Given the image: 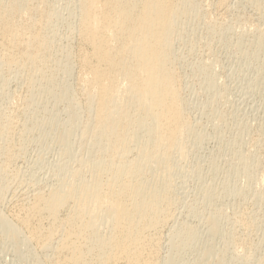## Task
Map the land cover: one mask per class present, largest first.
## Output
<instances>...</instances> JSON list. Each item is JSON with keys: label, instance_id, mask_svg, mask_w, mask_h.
Wrapping results in <instances>:
<instances>
[{"label": "bare ground", "instance_id": "6f19581e", "mask_svg": "<svg viewBox=\"0 0 264 264\" xmlns=\"http://www.w3.org/2000/svg\"><path fill=\"white\" fill-rule=\"evenodd\" d=\"M197 6L193 10L190 0H78L80 46L68 49L66 58L73 72L78 67L86 138L99 150L79 160L77 170L59 169L57 183L47 191L33 184L32 194L24 186L31 198H25L26 188L17 194L12 188L17 213L11 220L0 209V233L15 253L38 248L40 258L36 250V256L27 251L32 264L160 263V233L173 209L172 159L182 155L184 136L194 133L173 42L183 18L204 19ZM57 19L52 0H0V89L6 92L13 78L24 80V117L38 91L59 87ZM203 73L215 90L210 73ZM62 99L75 121L77 104L67 92ZM3 113L0 198L12 194L10 167L18 149L13 141L18 117ZM30 127L27 132L34 124ZM62 154L71 160L74 149L66 145ZM236 165L250 167L252 159L240 156ZM219 222L213 217L212 234ZM196 237L191 230L178 232L173 248L193 245Z\"/></svg>", "mask_w": 264, "mask_h": 264}, {"label": "rangeland", "instance_id": "374dc122", "mask_svg": "<svg viewBox=\"0 0 264 264\" xmlns=\"http://www.w3.org/2000/svg\"><path fill=\"white\" fill-rule=\"evenodd\" d=\"M198 2L204 19L183 18L173 42L194 133L184 136L182 155L172 159L173 209L159 236V264H264V40L259 41L260 34L264 37V0H190L193 10L198 11ZM52 6L58 14L59 87L38 91L26 117L24 80L13 78L6 94L0 89L3 115L19 120L13 129L14 147L19 150L10 167L13 172L9 171L14 175L9 173L10 188L16 189L0 198L1 212L11 220L18 205L12 204L13 194L20 188L28 185L32 193L37 186L47 191L57 183L59 169L77 170L79 160L99 150L86 138L78 67L74 65L73 72L66 58L68 49L76 52L80 46L75 34L78 0H52ZM201 70L210 73L215 90ZM66 92L78 106L75 121L62 99ZM32 123L33 131L27 132ZM66 145L74 149L71 160L62 154ZM240 156L251 158L252 165L237 166ZM26 189L28 199L32 195ZM215 216L220 222L212 234ZM183 230L195 232L197 242L174 249L173 237ZM12 248L0 233V264H32L31 253L42 254L33 245L20 253Z\"/></svg>", "mask_w": 264, "mask_h": 264}]
</instances>
